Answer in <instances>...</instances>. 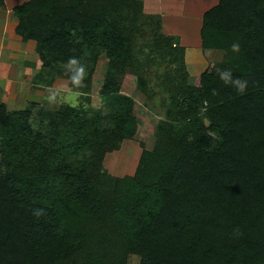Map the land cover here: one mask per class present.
<instances>
[{
    "label": "trees",
    "instance_id": "trees-1",
    "mask_svg": "<svg viewBox=\"0 0 264 264\" xmlns=\"http://www.w3.org/2000/svg\"><path fill=\"white\" fill-rule=\"evenodd\" d=\"M137 8L142 0L14 8L17 34L36 43L45 68L106 54L101 93L117 104L111 128L68 106L44 140L32 109L0 103V264H132L130 255L137 264H264V0H219L204 14L202 47L224 55L200 75L186 72L184 48L163 51L176 69L165 77L171 102L155 147L106 188V153L138 129L120 76L136 75L148 92L129 44ZM68 146L93 150L70 160Z\"/></svg>",
    "mask_w": 264,
    "mask_h": 264
},
{
    "label": "rangeland",
    "instance_id": "rangeland-1",
    "mask_svg": "<svg viewBox=\"0 0 264 264\" xmlns=\"http://www.w3.org/2000/svg\"><path fill=\"white\" fill-rule=\"evenodd\" d=\"M142 1V11L137 8V15H132L134 18L127 24L132 22L129 44L142 67L148 92L140 89L136 75L126 72L120 76L119 94L134 99L133 114L138 129L132 138L121 142L119 149L106 153L103 159L106 178L102 180V186L106 188L113 187L117 178L134 175L144 150L152 151L155 147L158 122L166 117V107L171 102L165 77L176 69L175 64L167 61L169 55L164 58L163 51L168 52L172 47L184 48L185 68L191 77L200 75L214 62H222L224 55L220 50L205 51L201 40L203 16L219 0ZM6 17L7 14L0 11V81L3 89L0 88V101L6 104L7 111L32 109L31 125L35 134H42L44 140L50 138L51 120L68 106L93 118L100 127L111 128L117 100L101 93L109 63L106 54L87 50L78 64L45 68L36 52V43H24L18 37L13 39L11 29H4L2 24L9 22ZM3 29L7 35L2 37ZM65 138L70 146L73 138L69 135ZM69 146L66 154L70 160L88 158L93 150L90 147H87L89 150H76ZM1 149L0 127V156ZM129 261L137 264L140 258L130 255Z\"/></svg>",
    "mask_w": 264,
    "mask_h": 264
},
{
    "label": "crops",
    "instance_id": "crops-1",
    "mask_svg": "<svg viewBox=\"0 0 264 264\" xmlns=\"http://www.w3.org/2000/svg\"><path fill=\"white\" fill-rule=\"evenodd\" d=\"M25 1H28V0H5L6 7L5 8L0 7V11H2V12L7 14L6 18H7V20H9V22L7 21L6 23H3L2 25L4 26V29H6V28H10L11 29V31L14 33V35L12 36L13 39H15V37H18L17 39H19L20 41H22L24 43H29V42L31 43V41H33V40H31V41H23L21 36L19 34H17V32H16V28H17V25L19 23V20H18V17L16 16V14L14 13V8L17 5H20V4L24 3ZM4 29L2 31V37L7 35V33H5L6 31ZM0 58L2 60V57H0ZM0 88L2 89L1 81H0ZM2 91H3V89H2ZM0 103H3V102L0 101Z\"/></svg>",
    "mask_w": 264,
    "mask_h": 264
},
{
    "label": "clouds",
    "instance_id": "clouds-1",
    "mask_svg": "<svg viewBox=\"0 0 264 264\" xmlns=\"http://www.w3.org/2000/svg\"><path fill=\"white\" fill-rule=\"evenodd\" d=\"M241 86V88L243 87V85H240Z\"/></svg>",
    "mask_w": 264,
    "mask_h": 264
}]
</instances>
